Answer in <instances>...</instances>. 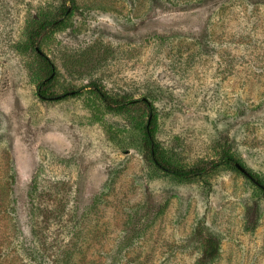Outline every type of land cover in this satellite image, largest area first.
I'll list each match as a JSON object with an SVG mask.
<instances>
[{
    "label": "rangeland",
    "instance_id": "rangeland-1",
    "mask_svg": "<svg viewBox=\"0 0 264 264\" xmlns=\"http://www.w3.org/2000/svg\"><path fill=\"white\" fill-rule=\"evenodd\" d=\"M74 1L0 0V264H199L209 236L264 264L263 191L160 171L145 106L92 92L150 101L169 163L264 186V0Z\"/></svg>",
    "mask_w": 264,
    "mask_h": 264
},
{
    "label": "trees",
    "instance_id": "trees-1",
    "mask_svg": "<svg viewBox=\"0 0 264 264\" xmlns=\"http://www.w3.org/2000/svg\"><path fill=\"white\" fill-rule=\"evenodd\" d=\"M75 1L73 0V3ZM69 10H65V14H68ZM56 22H43L38 27H36L30 36V42L32 45L36 46L42 37H45L50 31L56 28ZM37 50V47H36ZM40 54V53H39ZM40 57L43 61L47 64L50 63L48 58L43 54H40ZM51 79H47V81L42 82L38 86V94L43 98L46 97L48 85L51 83ZM93 90L92 92L96 94L99 99L105 104L108 110L110 111H122L128 108L135 106L138 103H141L147 109L150 118L147 126L145 127V148L147 152L150 154L152 164L158 168L160 171L169 174L170 176L175 177L179 180H193V179H202L209 174L217 171L219 168L222 167H231L236 168V159H234L229 154H224L218 161H212L209 164L200 167L194 168H180L171 163H169L165 158L161 156V149L160 145L156 140V117H155V107L153 104L148 101L147 99L142 100H128V99H118L110 96L105 90H103L99 85H92ZM79 91L73 94H78ZM253 176V175H252ZM253 178L256 182H261L256 179L254 176ZM251 180V179H250ZM252 181V180H251ZM253 182V181H252ZM254 183V182H253ZM257 187H259L256 183H254ZM262 185V184H261ZM263 186V185H262ZM263 193L264 189L259 187ZM221 244L220 241L213 237L209 236L206 239L205 249L203 255L199 261V264H212L215 259L219 256Z\"/></svg>",
    "mask_w": 264,
    "mask_h": 264
},
{
    "label": "water",
    "instance_id": "water-1",
    "mask_svg": "<svg viewBox=\"0 0 264 264\" xmlns=\"http://www.w3.org/2000/svg\"><path fill=\"white\" fill-rule=\"evenodd\" d=\"M37 51L42 54L41 50L39 48H37ZM54 75H52L50 78H53ZM72 94V93H71ZM61 96H57L53 99H60ZM236 167L237 169L242 172L244 175H246L249 179H251L254 183H256L259 187H261L262 189H264V186H262L260 183L256 182V180L253 178L252 174H250L241 164L236 163Z\"/></svg>",
    "mask_w": 264,
    "mask_h": 264
}]
</instances>
